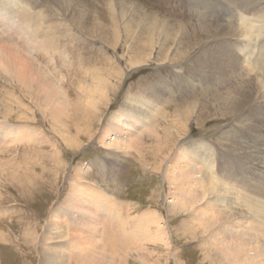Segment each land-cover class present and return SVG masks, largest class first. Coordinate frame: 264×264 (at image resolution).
Segmentation results:
<instances>
[{
    "label": "rangeland",
    "instance_id": "374dc122",
    "mask_svg": "<svg viewBox=\"0 0 264 264\" xmlns=\"http://www.w3.org/2000/svg\"><path fill=\"white\" fill-rule=\"evenodd\" d=\"M7 1L18 13L11 18L6 13L2 17L5 11H0V25L5 23L0 26V41L10 35L18 38V44L25 43L29 34L23 19L27 13L36 16L38 12L44 15V27L60 39L56 50L36 49L39 45L34 43V48L24 52L40 56L39 66L47 67L44 69L58 80L64 100L51 97V85L38 79L23 85L15 75L0 69V264H45L46 248L55 247L59 240L84 243L91 233L101 236L93 243H99L114 264H264V255L258 263L231 260L233 246L228 239L232 237L226 234L247 233L249 242L255 240V234L264 245V217L258 210L259 202L264 201V123L261 130L253 127L256 121L264 122V90L253 96L248 107L235 105L242 112L239 108L233 110L237 115L228 113L221 102L227 92L225 78H219L225 69L217 66L213 54L219 47H227L223 41L232 38L239 65L261 82L264 76L255 70L264 60V30L259 34L262 37H249L242 31L234 36L224 32L222 24L235 20L237 26L245 23L257 31L263 24L262 12L257 7L242 9L243 0ZM257 1L264 7V0ZM113 16L121 25H128L130 33L114 25ZM113 26L120 27L117 40ZM232 70L228 69L227 76ZM100 83L107 86L105 93L98 91ZM127 104L138 106L144 117L150 113L151 125L147 118L139 124L142 140L134 148L118 147L114 143L122 144L120 139H112L137 140L133 131L127 132L120 126L122 122L116 125L113 120L119 112L121 121L136 125L137 118ZM14 129H27L34 139L15 142ZM111 129L112 134H107ZM66 137L77 144L76 149H71ZM244 137L251 142L250 148H237L236 138ZM110 141L114 143L108 144ZM192 148L201 151L205 162L193 159L188 165L194 169L195 181L199 179L195 185L200 191L211 186L221 190L207 194L197 204L178 206L182 183L173 182L169 175L181 165L177 157ZM258 149L262 152H254ZM87 191L95 192L97 201L89 200L85 215L90 216L97 203L107 205L109 217L102 214L101 220L106 219L109 229L103 224L107 229L101 225L92 232L93 226L71 219L73 211L68 205L72 196ZM199 209L205 213L223 209L232 214L214 226L204 225V218H197ZM154 215L165 229L168 244L145 241L149 254H144L148 260H142L139 255L145 250H140L138 234ZM52 232L66 238L52 239ZM80 258L74 251L71 264Z\"/></svg>",
    "mask_w": 264,
    "mask_h": 264
},
{
    "label": "bare ground",
    "instance_id": "6f19581e",
    "mask_svg": "<svg viewBox=\"0 0 264 264\" xmlns=\"http://www.w3.org/2000/svg\"><path fill=\"white\" fill-rule=\"evenodd\" d=\"M23 1V0H22ZM15 3V2H14ZM27 3H28V1H27ZM31 3V2H30ZM241 7H242V9H247V10H250V11H252V9H259L258 11V13H261L262 12V15H261V17H262V21H263V24L262 25H260V27L258 28V30L256 31H254L253 29L252 30H250L251 28H252V25H249V27L248 26H244L245 25V23H244V19H243V17H242V20H241V22L242 23H244V25H243V27H241V26H237V24H236V21H235V23H234V21L233 22H229V23H227V24H222V25H224V27L222 26V30L224 31V32H232V33H234L233 35L234 36H237V35H239V33H240V35H241V33L242 32H245V33H243V34H248L249 35V37H251V36H253V37H255V36H259V34L261 33H263V31L262 30H264V7H259L257 4H258V1L257 0H247V1H245L244 2V0L243 1H241ZM259 3H260V1H259ZM33 4V3H32ZM263 4V3H262ZM0 6H1V8H0V11H2V10H4L5 12H3V16L2 17H4V14L6 13V15L9 17H11V15L13 16V17H15V14H17L18 13V11H16L15 9H13L12 8V4L9 2V1H7V0H0ZM14 6V5H13ZM23 6V5H22ZM240 7V6H239ZM257 7V8H256ZM122 8V7H121ZM75 9V8H74ZM23 10V9H22ZM124 10V9H123ZM122 10V11H123ZM240 10V9H239ZM27 11V10H26ZM121 11V10H120ZM236 11V10H235ZM241 11V10H240ZM243 11V10H242ZM255 11H257V10H255ZM254 11V12H255ZM246 12V11H245ZM71 13H72V11H71ZM231 13V12H230ZM244 13V12H243ZM75 14V13H74ZM28 15V16H27ZM27 17H26V19H23L24 21H23V25L25 24V26H26V28H28V33L27 34H29L28 36H29V38H28V40H26V44L25 43H20V44H18V38H14V36L12 37V36H8L9 38H7V39H1V41H3V44H2V47H1V52H0V69H4L3 71H7L6 73H8V75L9 74H12L20 83H24L23 85H25V83L27 84V85H30V84H32V83H35L36 82V79H38L37 81L38 82H40V83H45V84H47V85H51V88H52V90L50 91V93L53 95V96H51V94L49 95V96H51L53 99L54 98H56V99H58L59 97H60V99H63L62 97H64L62 94V87L61 86H59V82H58V80H56V78L54 77H52L49 73L51 72H47L45 69H47V67L44 69V68H41V66H39V60H40V56L38 55V57H39V59H38V57L36 56V57H34V56H30V55H28V54H25V50H27V48L28 47H32V48H34V43H35V46L36 45H39V46H37V48L36 49H50V50H56V46L58 45V40H60V39H57V36H55L52 32H53V30H51V29H46L44 26V22L42 21L44 18H43V14L42 13H40V12H38V15H36V14H34V15H36V16H31V14H28L27 13ZM117 15V14H116ZM232 15H233V13H232ZM244 15V14H243ZM258 15V14H257ZM1 16V15H0ZM22 16V15H21ZM23 16H24V14H23ZM259 16V15H258ZM12 18V17H11ZM124 18V17H123ZM255 18V17H254ZM259 18H260V16H259ZM40 20V21H39ZM260 20V19H259ZM2 20L0 19V22H1ZM247 21V20H246ZM250 21V20H249ZM252 21H253V16H252ZM6 23H8V21H5ZM119 22V20L118 19H116L115 18V20H114V16H113V23H114V25H117V26H120V27H117V29L116 28H114V26L112 27V34H113V37H114V39L115 40H117L118 38H119V33H120V29L122 30V28L124 29V32H127V33H130V29H129V26L128 25H121L120 23H118ZM125 22V21H124ZM261 22V21H260ZM81 23V22H80ZM122 23V22H121ZM129 23H131V22H129ZM225 23V22H224ZM3 24H5V23H2L0 26H3ZM59 24V23H58ZM123 24V23H122ZM126 24H128V23H126ZM219 24V23H218ZM52 25V24H51ZM217 25V24H216ZM240 25H242L241 23H240ZM248 25V24H247ZM7 26V25H6ZM18 26V25H17ZM24 26V27H25ZM56 26H59V25H56ZM65 26V25H64ZM51 27V26H50ZM101 27V26H100ZM220 27H221V25H220ZM7 28V27H6ZM49 28V27H48ZM54 28V27H53ZM62 28V27H61ZM118 28H120V29H118ZM135 28V27H134ZM257 28V27H256ZM12 29V28H11ZM20 29V28H19ZM30 29V30H29ZM255 29V28H254ZM26 30V29H25ZM58 30H59V28H58ZM58 30H56V31H58ZM218 30V29H217ZM20 31V30H19ZM96 31V30H95ZM157 31V30H156ZM242 31V32H241ZM253 31V32H252ZM102 32H104V31H102ZM135 32V31H134ZM149 32H150V30H149ZM153 33H156V32H154V31H152ZM252 32V33H251ZM4 33H5V31H4ZM20 33H22V32H20ZM72 33V32H71ZM85 33V32H84ZM219 34H221L222 33V31H221V33H220V31L218 32ZM17 34V33H16ZM26 34V33H25ZM158 34V33H157ZM264 34V33H263ZM223 35V34H222ZM132 36V35H131ZM151 36H152V34H151ZM156 36V35H155ZM230 36V35H229ZM229 36H224V37H229ZM261 37H262V35H260ZM259 36V37H260ZM110 37V36H109ZM108 37V38H109ZM122 37V36H121ZM146 37H148V36H146ZM247 37V36H246ZM111 38V37H110ZM125 38V37H124ZM151 41H152V39H151V37L149 36L148 37ZM157 38V37H156ZM159 38V37H158ZM157 38V39H158ZM20 39H21V37H20ZM130 39V38H129ZM161 39V38H160ZM226 39V38H225ZM250 39V38H249ZM253 39V38H252ZM261 39V38H260ZM110 40V39H109ZM127 40H128V38H127ZM126 40V41H127ZM159 40V39H158ZM231 40H232V38H228L227 40H224L223 42H224V44H227L228 43V46L226 47L225 45H223L222 47H219L216 51H213V54H214V56H216V58L214 57V59H216V64H217V66L218 67H220V68H223V69H225L224 71H223V77H221V76H219V78H225L224 80H223V84L225 85L226 84V87H225V91H227V92H225L224 93V91H223V93H224V99L222 100V98H219V101H220V99L222 100L221 102L223 103V107H224V104H225V109H229V111H228V113H231V114H235V115H237L236 113H233V110L235 111V110H238L239 108H240V106H242L243 107V105H245V107H246V105H247V107L251 104V101H252V98H253V96L254 95H256V94H261V92L264 90V79H262L261 80V82H259V80L257 81V79H255L254 78V76H251L250 77V74H251V72L252 71H248V72H250V73H247V71H244V69H242L241 67L242 66H240L239 64H240V62H239V56H238V51L236 50V49H234V47H232V46H235V41H232L231 42ZM247 40V39H246ZM256 40V39H255ZM262 40H263V38H262ZM0 41V42H1ZM31 41H32V46H31ZM120 41V40H119ZM149 41V40H148ZM147 41V42H148ZM20 42V41H19ZM22 42V41H21ZM128 42V41H127ZM126 42V43H127ZM156 42V41H155ZM158 42V41H157ZM230 42H231V44H230ZM260 42H262V41H260ZM39 43V44H38ZM112 43V42H111ZM118 43V45H119V42H117ZM257 43V42H256ZM237 44V43H236ZM241 44V43H240ZM146 45V44H145ZM157 45V44H156ZM232 45V46H231ZM124 46V45H123ZM225 46V47H224ZM259 46V45H258ZM25 47H26V49H25ZM217 47H218V45H217ZM31 48V49H32ZM216 48V47H215ZM213 49V48H212ZM249 49V48H248ZM30 50V49H29ZM210 50V49H209ZM255 50V49H254ZM27 52H28V50H27ZM240 52V51H239ZM30 53V52H29ZM59 53V52H58ZM206 53V52H205ZM212 53V52H211ZM251 53H252V51H251ZM250 53V54H251ZM259 53H260V51H259ZM263 53V52H262ZM32 54H33V52H32ZM254 54V53H253ZM252 54V55H253ZM24 56V60H25V62H24V60H23V56ZM251 55V56H252ZM261 55H263V54H261ZM21 56V57H20ZM254 56V55H253ZM264 56V55H263ZM247 57V56H246ZM250 57V56H249ZM19 58H20V60H21V63L19 62ZM26 58V59H25ZM255 58V57H254ZM262 58V57H261ZM212 59H213V57H212ZM210 60V59H209ZM208 60V61H209ZM250 60V59H249ZM262 60V59H261ZM260 60V61H261ZM15 61H18L19 63H16L17 65L18 64H20V65H18V67H15L16 66V64L14 65V62ZM254 61V60H253ZM256 62V61H255ZM254 62V63H255ZM259 62V61H258ZM258 62H257V64H258ZM211 63V62H210ZM245 63H247V62H245ZM212 64V63H211ZM23 65H24V68H23ZM41 65V64H40ZM228 65V66H227ZM246 65V64H245ZM251 65V64H250ZM259 65H261L257 70H255V71H257V72H259V73H261V75L262 76H264V60L263 61H261L260 62V64ZM215 66V65H214ZM257 66V65H256ZM27 67V68H26ZM210 67V66H209ZM212 67H213V65H212ZM227 67V68H226ZM233 69L232 71H230V73H229V75L227 76V73H228V69ZM245 67V66H244ZM243 67V68H244ZM247 67V66H246ZM252 67V66H251ZM28 69V70H26V69ZM247 70V69H246ZM248 70H249V66H248ZM217 71V70H216ZM48 74H47V73ZM222 73V72H221ZM35 74H37V75H35ZM12 75H10L11 77H12ZM252 75V74H251ZM256 75V74H255ZM260 75V76H261ZM258 77V76H257ZM13 78V77H12ZM215 78V77H214ZM218 79V78H217ZM219 81H220V79H219ZM105 82H106V80H105ZM215 82V81H214ZM164 83V82H163ZM219 83V82H218ZM167 84V83H166ZM174 84V83H173ZM185 84V83H184ZM22 85V84H21ZM107 85V84H106ZM179 86H180V84H179ZM220 86H222V85H219V88H222V87H220ZM157 87V86H156ZM216 87V86H215ZM224 87V86H223ZM105 88H107V86H103L101 83L99 84V88H98V91L100 92L101 90H103L104 92L103 93H105L106 92V90H104ZM263 89V90H262ZM110 91H112V90H110ZM173 91V90H172ZM216 91H218V90H216ZM102 92V91H101ZM220 92V91H219ZM221 92H222V90H221ZM222 93V94H223ZM233 93V94H232ZM216 94V96H217V93H215ZM219 94V93H218ZM221 94V95H222ZM103 95V94H102ZM155 95V94H154ZM258 95V96H259ZM106 96V95H105ZM157 96V95H156ZM215 96V97H216ZM104 99V98H103ZM136 99V98H135ZM55 100V99H54ZM64 100V99H63ZM132 100V99H131ZM130 100V101H131ZM134 100V99H133ZM264 100V99H263ZM108 102V101H107ZM160 102H161V100H160ZM64 104H68V103H66L65 101L63 102ZM131 103V102H130ZM136 103V102H135ZM125 104V103H124ZM239 104H242V105H240L239 106V108L238 107H236L237 105H239ZM141 105V104H140ZM139 105V106H140ZM236 105V106H235ZM91 106V105H90ZM93 106V105H92ZM162 106V105H161ZM95 107V106H94ZM127 108H128V110H130V112L133 114V115H135V118H137L136 120V125H133V124H128V123H126L125 121L123 122V119H122V121H121V118L123 117L122 116V114L121 115H119L118 113L116 114V116H114V118H113V120H114V122L116 123V125H118L119 123L118 122H122L121 124H120V126L124 129V130H127V132H131V131H133V134L132 135H136V139L137 140H135V139H133L134 141H132V142H130V140H128L127 141V139L126 138H124V137H121V138H117V137H113L112 139H113V141L114 140H119L120 142H122V144H120V143H117V142H113L115 145H120L122 148L123 147H126V148H134L135 146H136V144H137V142H138V140H142L141 139V131H140V128H141V126L139 125L141 122H143V120L145 119V118H147L148 120V124H149V122H151V121H149V119H150V117H149V114H148V117L145 115V117L144 116H142L141 115V111H137V107H133L132 105H130V104H127V106H126ZM133 107V108H132ZM142 107V106H141ZM241 107V108H242ZM93 108V107H92ZM240 108V110H238L239 112L241 111H243L242 109ZM96 109V108H95ZM99 109V108H98ZM94 110V109H93ZM91 111V110H90ZM123 111V110H122ZM154 111V110H153ZM237 111V112H238ZM122 113H124V112H122ZM144 114V113H143ZM257 114V113H256ZM56 117V116H55ZM144 117V118H143ZM261 117V116H260ZM260 117H259V119H260ZM87 119V118H86ZM263 119V118H262ZM152 120V119H151ZM256 120H257V118H256ZM89 121V120H88ZM118 121V122H117ZM263 121V120H262ZM258 122V121H256V122H254V124L255 125H253V127L256 129V128H259V129H256V130H261L262 129V126H261V123H264V122ZM93 122V121H92ZM91 122V123H92ZM145 122V121H144ZM90 123V122H89ZM88 123V124H89ZM112 124V123H111ZM148 124H146V125H148ZM174 124V123H173ZM252 124V123H251ZM149 125H151V124H149ZM89 127V126H88ZM154 127V126H153ZM233 127V126H232ZM143 129V128H142ZM182 129V128H181ZM254 129V130H255ZM33 130V129H32ZM111 131H112V129L111 130H109V133H107V134H112L111 133ZM140 131V132H139ZM176 131V130H175ZM34 132V131H33ZM143 132V131H142ZM140 133V134H139ZM144 133V132H143ZM234 133H236V132H234ZM168 134V133H167ZM170 134V133H169ZM11 135H12V140L13 141H15V142H21V141H25L26 139H29V140H31L35 135L34 134H32L31 132H29V130H27V129H14L13 131L11 130ZM34 135V136H33ZM117 135V134H116ZM121 135V134H120ZM125 135V134H124ZM180 135V134H179ZM236 135V134H235ZM127 136H128V134H127ZM131 136V135H130ZM153 136V135H152ZM171 136H172V134H171ZM175 136V135H174ZM126 137V136H125ZM129 137V136H128ZM166 137V136H165ZM181 137V136H180ZM222 137V136H221ZM237 137V136H236ZM67 139H68V137H66ZM171 138V137H170ZM184 138H186V137H184ZM183 138V139H184ZM34 139V138H33ZM66 139V140H67ZM154 139V138H153ZM193 139V138H192ZM232 139V138H231ZM245 139V140H244ZM244 139H242V140H237V138H236V141L237 142H239V143H237V148H240L241 146L242 147H246V148H248L249 146H250V141H249V139L247 138V137H244ZM248 139V140H247ZM69 140V139H68ZM191 140V139H190ZM183 142H184V140H182ZM189 141V140H188ZM235 141V142H236ZM128 142V143H127ZM166 142V141H165ZM113 143H111V141L110 142H108V144H113ZM140 143V142H139ZM167 144V143H166ZM169 144V143H168ZM182 144V143H181ZM220 144V143H219ZM69 145L71 146V149L72 148H75L76 149V143L75 142H72V140L70 139L69 140ZM133 145H135V146H133ZM190 145V144H189ZM119 147V146H118ZM151 147V146H150ZM156 147V146H155ZM180 147H181V145H180ZM188 148H191V146H189ZM250 148V147H249ZM125 149V148H124ZM200 151V150H199ZM198 151V149H194V148H192V150L189 152H187V154H186V152H184L183 153V155L181 154V155H179L177 158V160H178V163H180L181 165L179 166V167H177V171L176 170H171L172 171V174L171 175H169V178L173 181V182H176V183H180L179 185H181V183H182V188H181V193H178V194H180V197H178V199L179 200H177V203H178V206H182V205H188V204H191V205H193V204H197V203H199V202H201V201H203L205 198H206V195L208 194V195H210L212 192H217V191H220L221 189H216V188H213V186H211V187H207V191H205V190H199V187H198V185H195V184H197L196 182H197V180H199V179H197L196 181H195V179L196 178H193V176L192 175H194V169L193 168H189L188 167V165L191 163V161L194 159L195 161H198V162H204V156H202L201 154H200V152ZM250 152V151H249ZM254 152H258V153H261L262 151H260L259 149L258 150H255ZM264 153V152H263ZM179 157H180V159H179ZM264 157V156H263ZM207 158V157H206ZM169 159V158H168ZM182 159V160H181ZM190 160V161H189ZM251 161V160H250ZM209 162V161H208ZM205 163V162H204ZM196 164H198V163H196ZM207 164V163H206ZM213 164V163H212ZM212 166V165H211ZM210 166V167H211ZM231 169V168H230ZM211 170V169H210ZM209 172V171H208ZM212 172V171H211ZM227 172H229V171H227ZM238 172V171H237ZM163 173V172H162ZM201 173V172H200ZM242 173V172H241ZM213 174V173H212ZM228 174L229 173H227V175H226V177L228 176ZM237 175V174H236ZM166 176H168L167 174H166ZM171 176V177H170ZM214 176H215V174H214ZM221 176L223 177V178H225V176H224V174L223 173H221ZM246 176V175H245ZM20 177V176H19ZM215 178V177H214ZM238 178V177H237ZM217 179H219V178H217ZM216 178H215V180H217ZM228 179L229 180H231L232 179V177L231 176H228ZM245 179V178H244ZM194 180V181H193ZM234 183V182H233ZM216 184V183H215ZM226 184V183H225ZM220 185V184H219ZM227 185V184H226ZM232 187V186H231ZM74 188V187H73ZM227 188V187H226ZM201 189V188H200ZM223 189V188H222ZM230 189V188H229ZM227 190V189H226ZM261 190H262V195L264 196V189L263 188H261ZM236 191V190H235ZM234 191V192H235ZM179 192V191H178ZM84 193V194H83ZM86 193V194H85ZM95 193V192H94ZM94 193H92V191H87V192H82L81 193V195H80V192L79 193H77V194H75L74 193V195L72 196V199H71V202L69 203V205H68V208H69V210H71V211H73V213L71 214V219L72 220H76V221H81V222H83V223H81V224H84V223H87V226H89V227H91V226H93L92 227V232H93V230H98V228L99 227H101V225L103 226V224L105 225V223H104V220H106V219H104L103 221L101 220V217H102V214H105V216L106 217H109V209L106 207H104L103 205H100V204H98L97 203V205L95 206V208L93 207V211L91 212V215L90 216H86L85 214H86V208L88 207V206H90V204H88L90 201V199H95L94 198ZM262 197V196H261ZM100 200L99 201H103L104 200V198H100V195H99V197H98ZM103 199V200H102ZM96 201H97V199H95ZM261 200V199H260ZM264 200V198L261 200V201H263ZM260 204H259V208L260 209H258L259 210V215L260 216H262V217H264V201L263 202H259ZM74 206V207H73ZM101 206H103L102 207V209L100 210L99 208H101ZM108 206H109V204H108ZM112 205H110V207H111ZM120 206V205H119ZM75 208V209H74ZM94 209H95V211H94ZM105 209V210H104ZM179 209H182V207H180ZM97 210V211H96ZM103 210V212L101 213V211ZM121 210V209H120ZM90 211V210H89ZM107 212V213H105V212ZM116 211H119L118 209L116 210ZM209 211H213V209H209ZM205 213V212H203V210L202 209H199V211H198V214H197V218L198 219H201L202 217L204 218V222H203V224L205 225L206 223H209V225H211V226H214L215 224H217V223H219L222 219H224V220H226L227 218L226 217H229L231 214H232V212H229V211H227V210H223L222 209V211L221 210H219V211H216V212H212V213ZM119 213H120V211H119ZM235 213V212H234ZM154 214V213H153ZM205 214H208V216H206ZM263 214V215H262ZM119 215V214H118ZM147 215V214H146ZM157 216V215H156ZM110 217H111V215H110ZM123 217V216H122ZM105 218V217H104ZM109 219V218H108ZM142 219V221H144L143 220V218H141ZM118 220H120V216H119V218H117V220L116 221H118ZM124 220V219H123ZM148 222H147V224L145 225V223H144V225L145 226H143L144 227V231L142 232V234L140 233V234H138V237H139V241L141 242V244H139L140 245V250H145L144 251V253L143 252H141V255H139V257L143 260V259H147L148 260V257H147V255H144L145 253H148L149 252V249L148 250H146L147 249V243L145 242V241H151V242H159V243H162V242H164L165 244H168V238H167V235H166V232H165V229H164V227L161 225V223H160V221L157 219V218H155V215L152 217H149L148 219ZM110 221V220H109ZM71 222V221H70ZM73 222V221H72ZM75 222V221H74ZM103 222V223H102ZM111 222V221H110ZM120 222V224H121V222H122V218H121V221H119ZM124 222V221H123ZM127 222V221H126ZM126 222H124V223H126ZM134 222V221H133ZM61 223V222H60ZM139 223V222H138ZM69 224V223H68ZM74 224V223H73ZM96 224V225H95ZM116 224V223H115ZM129 224V223H128ZM77 225V224H76ZM135 225V224H134ZM143 225V224H142ZM152 225H154V229L152 230ZM59 225L58 224H56V227H58ZM81 226V225H80ZM79 226V227H80ZM86 226V225H85ZM108 229H109V226H108V224H106L105 225ZM105 226H103V227H105ZM264 226V225H263ZM60 227V226H59ZM58 227V228H59ZM105 227V228H106ZM121 227V226H120ZM106 228V229H107ZM117 228H119V225H118V227ZM122 228V227H121ZM120 228V229H121ZM134 228V227H133ZM135 228L136 229H139V227L137 228V226H135ZM68 229V228H67ZM125 229V228H124ZM141 230V229H140ZM116 231V230H115ZM118 231V230H117ZM124 231H126V230H124ZM223 231H226L225 230V228L223 229ZM121 232V231H120ZM132 232V231H131ZM140 232V231H139ZM260 233H262L261 231H259ZM54 233L55 232H52V233H50V234H52V235H50V237H52V239H55V238H60L61 237V239L62 238H66V235L65 234H63V233H61V234H59V235H54ZM60 233V232H59ZM134 233V232H133ZM132 233V235H135V234H133ZM264 233V232H263ZM67 234V233H66ZM107 234V233H106ZM226 234H227V237H232V238H230V239H228L230 242H231V244H232V251L231 252H229V256H230V259L231 260H233V261H236V260H238V261H241V262H246V263H258V262H260V259L262 258V256L264 255V245L263 244H261L262 242L261 241H259V239L257 238V236L255 235V234H253L252 235V237L255 239V240H252L253 242H249V239H248V237H250V235H248L247 233H240V234H234V236L233 235H231L232 233H229V231H226ZM65 235V236H64ZM81 235H82V233H81ZM77 236V235H76ZM121 236V235H120ZM259 236V235H258ZM101 237V236H100ZM100 237H98V235L97 234H88L87 235V241L86 242H84V243H80V242H77V241H73V242H71V243H66V242H61L62 240H59L60 242L59 243H57L56 245H55V247L53 246L52 248H50V247H48V249L46 248V250H48L47 252H46V255H45V264H71V259L73 258V253H74V251L75 252H78V253H80V256H81V260H77L78 261V263H77V261H76V263L77 264H114L113 263V261H111L110 260V258H108L107 259V255L105 254V252H103L102 251V246H99V243H96V244H94L93 242L94 241H96L95 240V238H100ZM124 237V236H123ZM133 237V236H132ZM135 237V236H134ZM260 237V236H259ZM168 240H167V239ZM51 239V238H50ZM138 239V238H137ZM72 240H74V239H72ZM78 240H79V238H78ZM104 240V239H103ZM114 240V239H113ZM167 240V241H166ZM71 241V240H70ZM99 241V240H98ZM133 241V240H132ZM138 241V240H137ZM138 241V242H139ZM58 242V241H57ZM104 242V241H103ZM134 242V241H133ZM132 242V243H133ZM259 242H260V244L261 245H259ZM54 243V242H53ZM61 243V244H60ZM105 244H106V242H104ZM136 243V242H135ZM150 243V242H149ZM98 244V246H96ZM103 244V243H102ZM101 244V245H102ZM262 245H263V247H262ZM252 246V248H250ZM47 247V246H46ZM29 248V247H28ZM122 248V247H121ZM150 251H152V250H150ZM109 252V251H108ZM152 253V252H151ZM149 254V253H148ZM114 255V254H113ZM129 255V254H128ZM76 256V255H75ZM78 257V256H77ZM138 257V256H137ZM264 257V256H263ZM114 259V258H113ZM123 260V259H122ZM138 260H140L139 258H138ZM146 260V261H147ZM121 261V260H120ZM120 261H119V263H120ZM118 264V263H117ZM120 264H124V261L123 262H121Z\"/></svg>",
    "mask_w": 264,
    "mask_h": 264
}]
</instances>
